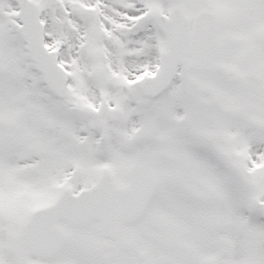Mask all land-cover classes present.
Returning <instances> with one entry per match:
<instances>
[{"label":"snow or ice","instance_id":"6c2138e0","mask_svg":"<svg viewBox=\"0 0 264 264\" xmlns=\"http://www.w3.org/2000/svg\"><path fill=\"white\" fill-rule=\"evenodd\" d=\"M0 264H264V0H0Z\"/></svg>","mask_w":264,"mask_h":264}]
</instances>
